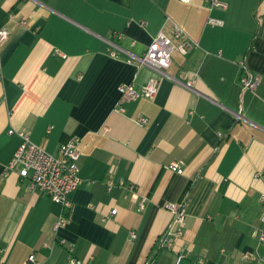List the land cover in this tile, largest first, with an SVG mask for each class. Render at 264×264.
Listing matches in <instances>:
<instances>
[{
	"label": "crops",
	"instance_id": "1",
	"mask_svg": "<svg viewBox=\"0 0 264 264\" xmlns=\"http://www.w3.org/2000/svg\"><path fill=\"white\" fill-rule=\"evenodd\" d=\"M218 1L225 7L0 0V28L9 31L0 46V264H29L30 255L39 264L71 256L87 264L264 262L251 237L264 212V0ZM173 25L198 48L173 53L163 75L139 68L134 59L159 32L172 38ZM241 61L259 79L254 92L240 94ZM187 75L192 90L182 85ZM150 78L159 80L155 97L125 101L117 113L118 87L139 89ZM11 130L28 131L50 155L80 139L68 211L15 171L5 174L20 144ZM181 201L183 235L157 249L171 219L164 205ZM60 215L67 221L55 230Z\"/></svg>",
	"mask_w": 264,
	"mask_h": 264
},
{
	"label": "built area",
	"instance_id": "2",
	"mask_svg": "<svg viewBox=\"0 0 264 264\" xmlns=\"http://www.w3.org/2000/svg\"><path fill=\"white\" fill-rule=\"evenodd\" d=\"M183 3H188L190 0H180ZM208 8H224L225 5L218 0H205ZM214 24H221L218 21L211 20ZM25 26V22L21 21ZM172 38L167 37L164 33L159 32L149 43L144 54L135 58L137 66L147 67L156 75H163L164 71L169 68L171 64V57L173 53L177 52L182 56L188 55L198 45L193 40L187 39L184 32L177 26L173 25L171 30ZM9 31L5 27L0 28V46L7 40ZM111 56H115L112 53ZM129 57L133 58L129 55ZM1 74V70H0ZM258 77L255 76L247 67L244 61L239 63L238 83L240 94L245 92H254L258 85ZM195 83L194 75H187L184 78L182 85L192 90ZM159 80L157 78H150L139 89H136L133 84H122L118 87L119 101L116 109L117 113H122L121 104L125 101H136L139 98L153 99L158 91ZM144 117H137L134 123L142 127L146 124ZM16 134L20 139V144L9 160L5 174L9 171H15L20 179L27 180L28 189L30 191H37L48 195V197L55 203L59 204L64 211L71 208L70 194L78 187L80 183L79 178V161L81 152L79 149L80 139L76 136L70 137L65 143H62L56 155L46 153L42 148L33 144L30 141L28 131H9V134ZM168 168L177 173L182 174L183 171L179 163H170ZM111 179L105 180L107 190L113 187ZM262 200V199H261ZM187 205L184 201L169 202L164 205L170 215L171 219L166 226L163 233L157 241V247L168 248L172 242L182 237L185 228V219L187 216ZM143 205H139L141 210ZM116 209H112L108 215L103 216V220L112 217L116 214ZM260 226L255 227L251 231V237L257 242V245L264 248V212L260 215ZM67 218L63 215L58 217L54 225L57 230L64 226ZM134 238V234L129 233V240ZM246 255L242 256V261L246 260ZM29 264H39L34 255H30L27 259ZM200 263V261H199ZM66 264H87L81 260L71 256L68 258ZM259 264L264 262L259 261Z\"/></svg>",
	"mask_w": 264,
	"mask_h": 264
},
{
	"label": "trees",
	"instance_id": "3",
	"mask_svg": "<svg viewBox=\"0 0 264 264\" xmlns=\"http://www.w3.org/2000/svg\"><path fill=\"white\" fill-rule=\"evenodd\" d=\"M158 249V248H157Z\"/></svg>",
	"mask_w": 264,
	"mask_h": 264
}]
</instances>
